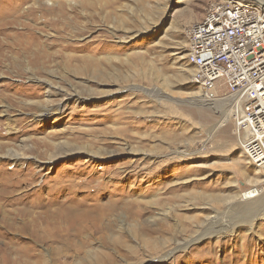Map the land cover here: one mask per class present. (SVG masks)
Here are the masks:
<instances>
[{"label":"rangeland","instance_id":"obj_1","mask_svg":"<svg viewBox=\"0 0 264 264\" xmlns=\"http://www.w3.org/2000/svg\"><path fill=\"white\" fill-rule=\"evenodd\" d=\"M210 1L0 0V264H264L263 174L231 118L209 137L220 113L189 103L203 91L189 82L185 29ZM65 91L84 100L37 116L34 102ZM98 184L137 201L134 214L108 211ZM95 203L99 222L82 213ZM130 224L175 250L150 262Z\"/></svg>","mask_w":264,"mask_h":264},{"label":"built area","instance_id":"obj_2","mask_svg":"<svg viewBox=\"0 0 264 264\" xmlns=\"http://www.w3.org/2000/svg\"><path fill=\"white\" fill-rule=\"evenodd\" d=\"M185 37L189 82L232 98L237 146L264 178V2L210 1Z\"/></svg>","mask_w":264,"mask_h":264},{"label":"bare ground","instance_id":"obj_3","mask_svg":"<svg viewBox=\"0 0 264 264\" xmlns=\"http://www.w3.org/2000/svg\"><path fill=\"white\" fill-rule=\"evenodd\" d=\"M260 1H262V2H264V0H260ZM47 3V2H46ZM11 12H12V10H11ZM1 25V24H0ZM4 26V25H3ZM32 35V34H31ZM3 40V39H2ZM5 41V40H4ZM2 46V45H1ZM0 46V47H1ZM25 48H26V46H25ZM28 48V47H27ZM14 57V56H13ZM12 59V58H11ZM17 60V59H16ZM47 61V60H46ZM25 62H27V61H25ZM45 65V64H44ZM20 66V65H19ZM29 66V65H28ZM8 68V67H7ZM24 69H25V67H24ZM26 69L28 70L29 68L28 67H26ZM78 72V71H77ZM86 74V73H85ZM183 74H182V72L179 74V76H182ZM49 82V81H48ZM49 87V88H48ZM47 87V89H48V93H49V95H51V88L52 87H50V84H49V86ZM60 92V91H59ZM153 92V91H152ZM162 94L160 95L161 96V98L162 99H166V96H164V93L163 92H161ZM49 95L47 96V97H49ZM63 98L61 99V101L60 102H58L57 104H50V103H48V104H40L39 102H34V103H37V105H38V107H37V116H46V115H50V114H54V112L56 111H58V110H60V107L62 106L61 104H62V102L63 101H68V100H70V99H72V98H74L77 102H82V100H84L83 98L84 97H80V95H77V92H76V94H73V93H68L67 91H65V93H63ZM195 96V97H194ZM190 97H192V102H189V103H191V104H201V105H209L210 107H212V108H215V110H216V112H219L220 113V117H221V119H220V121L216 124V125H214L211 129H210V131L208 132V136L210 137V134H213V132L215 131V130H217V129H219V128H223L224 126H225V124L228 122V120L231 118V109H230V104H231V102H232V98H230V97H228V96H221V95H219L218 93H216V92H214V91H209V92H202V95H190ZM196 97H199V98H196ZM47 101H49L50 102V100H49V98H47ZM186 100H184V101H180V102H185ZM187 102V101H186ZM26 103V102H25ZM46 103V102H45ZM80 104V103H79ZM65 106V105H64ZM229 107V108H228ZM222 132H225V130H222ZM223 135V134H222ZM59 147V146H58ZM76 148V147H75ZM181 149V148H180ZM130 151H136V150H132V149H129ZM89 151V150H88ZM58 152V151H57ZM95 154H94V156L96 155H98V156H100V154H107V151L106 150H98V152L96 151V152H94ZM138 153V152H137ZM242 153V155H244V153L243 152H241ZM56 154V153H55ZM189 154V153H188ZM188 154H186L185 152H183V151H177V155L178 156H181V157H186ZM54 155V154H53ZM145 155V154H144ZM11 156H13V158H16V157H18V156H20L19 154H12ZM56 156V155H55ZM244 157H245V159L247 160V158H246V156L244 155ZM51 158H52V155H51ZM152 158V157H151ZM152 161V160H151ZM248 161V160H247ZM154 162V161H153ZM249 162V161H248ZM249 164H250V162H249ZM125 167V166H124ZM134 168H135V166H134ZM129 169V168H128ZM109 172V171H108ZM133 172V171H132ZM156 172V171H155ZM157 172H158V170H157ZM257 173H259L260 171L258 170V171H256ZM131 174V173H130ZM138 174V173H137ZM103 175V174H102ZM101 175V176H102ZM117 173H113L112 174V178H116L117 177ZM132 175V174H131ZM134 175V174H133ZM97 177V176H96ZM95 177V178H96ZM109 178V177H108ZM80 183V182H79ZM85 185H86V183H85ZM64 186V185H63ZM97 186H100V187H93V191L94 192H97V191H102L101 192V194H105V195H107V197H108V199H107V202H106V204L104 205V206H106V208L108 209V211H114V210H116V209H118L117 207H119V208H121V209H123V210H128V211H130L131 213L133 212V214H134V211H132L131 210V207L133 206L132 204H131V202L132 203H135L136 204V202L137 201H132V200H130V199H126V200H124L120 195H118V194H112V192H110V191H107V190H105L106 189V187L104 188V186H101L100 184H98ZM66 187V186H65ZM69 187H71L70 185H69ZM108 187V186H107ZM72 188V187H71ZM80 188H83V187H80ZM55 190V189H54ZM57 190V189H56ZM65 190H66V188H65ZM61 192H62V190H60ZM88 191V190H87ZM56 192H58V191H56ZM60 193V192H59ZM59 193H58V195H59ZM65 193V192H64ZM88 194V193H87ZM86 194V195H87ZM94 194V193H93ZM92 194V195H93ZM97 194H99V192L97 193ZM129 194H131V193H129ZM57 195V196H58ZM65 195H66V193H65ZM72 195V194H71ZM74 195H77V193L76 194H74ZM104 195V196H105ZM54 196V195H53ZM56 196V197H57ZM91 196V195H90ZM89 196V197H90ZM103 196V195H102ZM68 197V196H67ZM86 197V196H85ZM100 197V196H99ZM132 197V196H131ZM70 198V197H69ZM74 198V197H73ZM78 198V197H77ZM71 199V198H70ZM87 199V198H86ZM50 200V199H49ZM54 200V199H53ZM58 200V199H57ZM97 200H98V198H97ZM46 201V200H45ZM63 201V200H62ZM64 202V201H63ZM56 203V202H55ZM62 203V202H61ZM70 203V202H69ZM89 203V202H88ZM145 203H150V204H153V202H149V201H145ZM40 204V203H39ZM42 204V203H41ZM52 204V203H51ZM73 204V203H72ZM131 204V205H130ZM139 204V203H138ZM60 205V204H59ZM95 205V207L93 208V210H91V211H86V212H82L83 214H87V216H89L90 218H92L93 220H95L96 222H99L101 219H102V217H105L106 216V212L104 211L105 209H103L102 207H101V205H99L98 203H95L94 204ZM140 205V204H139ZM138 205V206H139ZM38 206V205H37ZM42 206H44V205H42ZM68 206V205H67ZM74 206V205H73ZM77 206V205H76ZM135 206V205H134ZM140 207H141V205H140ZM43 208V207H42ZM74 209V208H73ZM92 209V208H91ZM66 210V209H65ZM79 210V209H78ZM90 210V209H89ZM58 211V210H57ZM137 211H138V209H137ZM140 211V210H139ZM93 212H96V213H93ZM91 213V214H90ZM117 213H118V211H117ZM167 213V212H166ZM70 214V213H69ZM74 214V213H73ZM124 214V213H123ZM136 214V213H135ZM62 215V214H61ZM65 215V214H64ZM107 215H108V213H107ZM126 215H127V213H126ZM165 215V214H164ZM41 216V215H40ZM134 216V215H133ZM140 216H142V215H140ZM140 216L138 215V217L140 218ZM262 217L264 216V215H261ZM36 217V216H35ZM89 217L86 219V220H89ZM128 217V216H127ZM162 217V216H161ZM46 218V217H45ZM110 218V217H109ZM209 218V217H208ZM85 219V218H84ZM120 219V218H119ZM131 219V218H130ZM137 220H139V221H141L140 219H137ZM164 220V219H163ZM41 221V220H40ZM64 221V220H63ZM145 221V220H144ZM107 222V221H106ZM134 222H136V221H134ZM142 222V221H141ZM140 222V225H142V223ZM115 223V222H114ZM53 224V223H52ZM56 224V223H55ZM107 224V223H106ZM137 224V223H136ZM50 225V224H49ZM128 225V224H127ZM131 226L133 225V224H130ZM138 225V224H137ZM54 226V225H53ZM60 226H62V225H60ZM135 225H133V229H131L130 227V229H131V231H130V234L132 233V234H134V233H137V235L140 237V239L142 240V243H145V244H147L149 247H148V252L149 253H151V254H153L152 256H153V258H151V259H149V261L151 262L152 260H164V259H167L168 258V256H170L171 255V253L175 250V249H172V250H170L169 252L166 250V248L169 246V241L170 240H172L171 238H163V239H159V240H162L163 241V243L161 242V241H158V238H152V237H146L145 235H143V231H139V232H137V230H136V227H134ZM143 226V225H142ZM167 227L168 226H166V224L164 223V222H159V226L155 229V231H159V232H166L167 230ZM49 228V227H48ZM53 228V227H52ZM105 228V227H104ZM110 228V227H109ZM113 228V227H112ZM140 228V227H139ZM235 228H236V225H235V223H233L232 225H229V226H226L225 228H224V230L226 231L227 230V234H230V235H232V234H235V232H236V230H235ZM72 229V228H71ZM138 229V228H137ZM143 229V228H142ZM146 229V228H145ZM106 230V229H105ZM104 230V231H105ZM77 231V230H76ZM103 231V232H104ZM149 231V230H148ZM58 232V231H57ZM63 232V231H62ZM66 232V231H65ZM100 232V231H99ZM124 232V231H123ZM154 232V231H153ZM76 233V232H75ZM78 233V232H77ZM86 235V234H85ZM110 235V234H109ZM108 235V236H109ZM135 235V234H134ZM195 235V234H194ZM82 236V235H81ZM105 236V235H104ZM103 236V237H104ZM136 236V235H135ZM150 236V235H149ZM194 238L193 239H191V240H182L181 242H180V240H176V242L178 243V245H180V247L181 248H183L182 247V242L184 243V244H190V243H192V242H197V241H199L200 239H202V238H204L205 236L203 235V232L201 233V234H196L195 236H193ZM116 238V237H115ZM137 238V237H136ZM43 239V238H42ZM67 240V239H66ZM97 240V239H96ZM116 240H118L117 238H116ZM174 240V239H173ZM68 241V240H67ZM89 241V240H88ZM84 242V241H83ZM94 242V241H93ZM108 242V241H107ZM76 243V242H75ZM102 243V242H101ZM116 243V242H115ZM119 243L120 244H122L123 246H125V243H123L122 242V240L120 239L119 240ZM175 243V242H174ZM68 244V243H67ZM95 244V243H94ZM60 245V244H59ZM97 245V244H96ZM99 245V244H98ZM107 245V244H106ZM57 246V245H56ZM80 246V245H79ZM109 246V245H108ZM100 247V246H99ZM175 247V246H174ZM179 247V248H180ZM74 248V247H73ZM89 248V247H88ZM126 248V247H125ZM162 249H163V251H162ZM177 249V248H176ZM128 250L129 251H131L132 253H135V254H138V253H136L135 251H134V249H133V247H129L128 248ZM86 251H88V250H86ZM162 251V252H161ZM161 252V253H160ZM168 252V253H167ZM88 253V252H87ZM97 254V253H96ZM95 254V255H96ZM99 255V254H98ZM97 256V255H96ZM100 256V255H99ZM141 256V255H140ZM151 256V257H152ZM104 258H105V256H103ZM99 258V257H98ZM103 258V259H104ZM86 259V258H85ZM95 259H97V258H95ZM100 259V258H99ZM99 259H97V263H98V260ZM87 260V259H86ZM85 260V261H86ZM81 261V260H80ZM96 261V260H95ZM100 261H101V259H100ZM50 262V261H49ZM76 262V261H75ZM92 262V261H91ZM77 263V262H76ZM104 263V262H103ZM83 264V263H82ZM99 264H101V263H99Z\"/></svg>","mask_w":264,"mask_h":264}]
</instances>
